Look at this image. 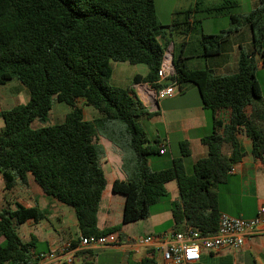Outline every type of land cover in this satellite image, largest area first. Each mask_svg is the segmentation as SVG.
Returning a JSON list of instances; mask_svg holds the SVG:
<instances>
[{
  "label": "trees",
  "instance_id": "obj_1",
  "mask_svg": "<svg viewBox=\"0 0 264 264\" xmlns=\"http://www.w3.org/2000/svg\"><path fill=\"white\" fill-rule=\"evenodd\" d=\"M194 12L177 11L172 24L165 26L159 20L156 0H0V85L17 79L30 93L27 104L0 113L5 123L0 130V175L6 191L28 185V175H32L45 195L74 211L80 236L66 248H77L82 237H109L122 228L98 227L107 178L97 136L99 128L109 122L125 124L137 164L134 177L113 184V192L125 197L123 224L149 218L152 206L168 196L167 184L176 181L181 201L172 211L175 226L184 223L203 236L214 235L223 214L217 191L245 156L238 134L251 139L255 161L263 162L264 96L256 55L264 57V0L246 16L232 15L233 28L217 35L203 34L200 39L203 56H216L236 29L253 28L254 52L242 51L238 72L227 76L188 67L185 48L196 30ZM166 29L182 38L176 45L173 83L181 91L195 85L203 107L215 116L213 131L202 139L209 154L194 165L191 175L183 164L190 155L186 142L171 169H150L149 158L161 149L159 142L150 143L139 119L153 113L133 89L110 83L113 63L127 62L149 68L147 76L135 77L136 83L157 89L169 86L158 75L168 48L162 42ZM55 102L71 108L64 122L35 128L36 120L47 122ZM84 106L93 107L101 117L86 120ZM223 109L230 110L226 125L216 118ZM227 145L230 155L224 150ZM45 219L46 211L20 203L14 210L0 212V264H38L37 240L23 241L18 226Z\"/></svg>",
  "mask_w": 264,
  "mask_h": 264
},
{
  "label": "crops",
  "instance_id": "obj_2",
  "mask_svg": "<svg viewBox=\"0 0 264 264\" xmlns=\"http://www.w3.org/2000/svg\"><path fill=\"white\" fill-rule=\"evenodd\" d=\"M199 2L194 8L189 7L186 10H194V18L197 20L196 17L199 15L201 19L207 21L208 26L197 33L194 30L188 38L185 48L188 67L190 69H210L219 76L237 73L241 52L252 54L255 50L254 30L250 25H243L236 29L222 47L221 53L216 56H203L204 49L200 47V39L203 34L217 35L233 28L231 16L250 14L260 6V0H200ZM217 8L221 9L220 12L211 11ZM180 41L182 38L179 33L171 29L165 30L162 42L168 43V50L174 56L176 45ZM262 50L264 51V42ZM256 59L257 79L264 96V88L259 80V75L264 78V57L257 54ZM148 73L149 68L144 64L114 62L111 83L113 86L133 89L146 109L153 113L151 117L139 119L147 132L150 143L156 145L159 142L158 146L162 151L159 155L149 158L150 169L155 172L171 169L174 161L181 157V144L186 142L189 145L190 155L183 159V164L186 173L191 175L194 165L209 154V149L203 144L202 139L213 131L215 116L203 107L201 94L195 85H188L183 91L177 88V94L172 98H160L158 89L151 84L135 82L137 75L145 77ZM29 101L30 93L19 80L13 79L5 85H0V113L18 105L27 104ZM83 103L84 100L79 99L78 104L83 105ZM250 111L249 109L248 113ZM99 117L101 114L96 109L84 106L86 120L94 121ZM216 118L223 125L228 124L230 110L223 109L217 112ZM122 130L124 131L125 127L120 123L109 122L99 128L97 136V143L104 152L101 164L107 178V186L98 213V227L103 230L122 226L121 230L115 234L118 241L105 246L79 249L76 253L75 264L87 262L92 264H163L160 252L152 246L140 245L139 239L148 235L172 234L181 231L185 226L183 223L174 226L168 232L158 234L153 227H140L144 225L145 220L123 224L125 197L113 192V184L116 180H127L134 177L137 164L135 154L132 153L130 147V139L126 140V147L129 149L127 150L115 137L116 134L122 133L120 132ZM219 132L222 133L223 129ZM238 139L245 156L233 166L228 181L217 191L218 206L222 213L241 218H254L259 208L264 206V160L263 162L255 161L250 138L244 134H238ZM224 150L230 155L228 145ZM128 161L132 165L129 169H127ZM167 190L168 197L171 198V208L167 211L166 218L173 220L174 205L181 201L177 182L168 183ZM17 203L26 207H39L47 212L45 220L28 221L18 226V232L23 241L29 242L36 239L40 253L52 256L51 260L40 259L38 264L64 263L66 246L80 236L74 211L45 195L32 175H28V185L19 184L12 191L5 190L0 175V212L8 209L14 210ZM191 264H264V232L248 237L244 246L239 249L203 250L201 259Z\"/></svg>",
  "mask_w": 264,
  "mask_h": 264
},
{
  "label": "built area",
  "instance_id": "obj_3",
  "mask_svg": "<svg viewBox=\"0 0 264 264\" xmlns=\"http://www.w3.org/2000/svg\"><path fill=\"white\" fill-rule=\"evenodd\" d=\"M175 67L172 52L166 50L159 70L160 80L172 79ZM178 86L174 83L158 89L160 98H172L177 94ZM162 152V151H161ZM264 232V206H261L254 218H241L223 213L220 217L216 234L203 236L201 232L187 225L179 231L166 235H148L139 239L140 245L152 246L160 252L163 264H191L199 261L203 250L218 251L224 248L239 249L244 246L248 237ZM115 235L109 237H82L75 249L66 248L65 262L74 263L76 253L81 248L105 246L117 242ZM41 260H51L52 256L42 253Z\"/></svg>",
  "mask_w": 264,
  "mask_h": 264
},
{
  "label": "rangeland",
  "instance_id": "obj_4",
  "mask_svg": "<svg viewBox=\"0 0 264 264\" xmlns=\"http://www.w3.org/2000/svg\"><path fill=\"white\" fill-rule=\"evenodd\" d=\"M199 1L198 0H156L157 14H158L160 22L165 26L171 25L174 19L175 12L180 11V10H186L189 7L194 8V6H196L197 2ZM196 18L198 21L195 23L196 25L195 33L203 30L205 26L206 27L208 26L207 21L201 19L199 15ZM194 37H195V34L193 36V39ZM178 52L179 51H177L176 53ZM259 80L264 88V78L262 75H259ZM197 91H199L198 88H197ZM70 111H71V108L67 104L55 102L53 105L52 114L49 116L47 122L44 123V122H41L40 120H36L34 122V127L40 128V127L47 126V125L62 123L65 120L66 114ZM117 122L123 125L125 127V130L120 131L122 133L116 134L115 137L125 147V149H127L126 140L129 141V137L126 133V126L121 121H117ZM3 126H4L3 120L0 119V130ZM101 150L102 148H100V151ZM132 153H134L133 150H132ZM129 167H132V165L128 161L127 169H129ZM107 170H108V167H107ZM170 201H171V198H169L168 196L162 197L157 204L152 206L149 218H147L143 222L144 225L140 227H148V226L153 227L155 228V232L158 234L170 231L175 226L174 221L171 218L170 219L166 218L167 211H169L171 208Z\"/></svg>",
  "mask_w": 264,
  "mask_h": 264
},
{
  "label": "water",
  "instance_id": "obj_5",
  "mask_svg": "<svg viewBox=\"0 0 264 264\" xmlns=\"http://www.w3.org/2000/svg\"><path fill=\"white\" fill-rule=\"evenodd\" d=\"M172 61H173V65H174V54H172ZM163 83L164 84H172L173 83V80L172 79H167Z\"/></svg>",
  "mask_w": 264,
  "mask_h": 264
}]
</instances>
